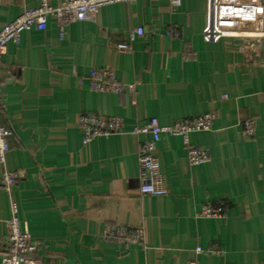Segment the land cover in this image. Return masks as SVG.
Masks as SVG:
<instances>
[{
    "label": "crops",
    "instance_id": "crops-1",
    "mask_svg": "<svg viewBox=\"0 0 264 264\" xmlns=\"http://www.w3.org/2000/svg\"><path fill=\"white\" fill-rule=\"evenodd\" d=\"M215 1L117 3L95 22H72L62 34L52 17L46 30L6 45L0 121L10 132L7 168L20 174L11 196L22 230L40 243L39 262L264 264V41L251 50L208 34ZM41 2L0 0V30ZM139 27L145 35L132 41ZM120 43L131 47L120 52ZM93 69L112 70L123 91L93 90ZM208 113L211 128L188 141L209 159L191 164L183 137L163 135L156 156L169 194H142L138 156L150 137L136 126ZM81 115L122 117L124 127L84 144ZM250 120L255 131L247 137ZM2 177L0 164V264L11 217ZM208 206L225 214L205 217ZM108 226L142 228L144 242L106 239Z\"/></svg>",
    "mask_w": 264,
    "mask_h": 264
},
{
    "label": "built area",
    "instance_id": "built-area-1",
    "mask_svg": "<svg viewBox=\"0 0 264 264\" xmlns=\"http://www.w3.org/2000/svg\"><path fill=\"white\" fill-rule=\"evenodd\" d=\"M137 0H64L62 4L53 7L48 0H42L40 7L24 11L12 23L0 30V56L10 42L18 43L24 31L37 29L44 31L48 28L49 19L55 17L64 33L66 25L75 21L95 22L101 8L117 3H131ZM174 8L180 6V0H170ZM208 34L214 36H230L241 40L247 49L255 50L256 46L264 41V2L259 0H216L212 5L208 21ZM145 29L139 27L131 32V40L144 36ZM129 43H120L117 49L126 52L130 49ZM91 87L95 91L121 93L123 87L110 69H93L90 73ZM133 88V86L131 87ZM215 115L208 113L199 117L179 120L169 126L161 125L157 118H151L136 126L135 132L149 136L139 149L138 162L140 176L143 181L140 192L156 197L167 196L169 189L165 177L161 172L159 160L156 156L158 144L163 135L182 136L189 149L191 164L199 165L209 159L206 150L190 146L188 135L192 132L209 130L214 122ZM78 125L83 133V143L88 144L97 137H106L121 132L124 127L122 117H104L98 115H81ZM255 122L246 121L243 133L252 137L255 131ZM9 130L0 121V164L3 166L2 186L10 196L11 217L7 222L6 253L2 256V264H43L36 255L40 243L33 240L31 235L23 231L18 217V208L12 198L14 186L20 179L17 171L7 168V154L10 150ZM205 217H221L222 207H205L201 213ZM142 228L129 230L118 226H108L105 229L106 239H117L126 244L143 243L145 239ZM212 251V250H211ZM210 251V252H211ZM203 253L202 249H197ZM216 253V251H213ZM190 264H196L191 262Z\"/></svg>",
    "mask_w": 264,
    "mask_h": 264
},
{
    "label": "trees",
    "instance_id": "trees-1",
    "mask_svg": "<svg viewBox=\"0 0 264 264\" xmlns=\"http://www.w3.org/2000/svg\"><path fill=\"white\" fill-rule=\"evenodd\" d=\"M223 208V207H222ZM224 209V208H223ZM225 210V209H224Z\"/></svg>",
    "mask_w": 264,
    "mask_h": 264
}]
</instances>
